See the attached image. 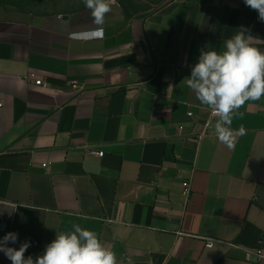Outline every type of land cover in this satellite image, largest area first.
I'll return each instance as SVG.
<instances>
[{"label":"crops","instance_id":"0c3cea01","mask_svg":"<svg viewBox=\"0 0 264 264\" xmlns=\"http://www.w3.org/2000/svg\"><path fill=\"white\" fill-rule=\"evenodd\" d=\"M94 27L88 14L0 17V238L18 233L35 259L79 224L120 264H256L264 97L233 114L228 148L216 119L206 132L210 109L184 79L202 49L223 51L241 27L264 52L258 12L244 0H173L134 16L113 2L103 38H69ZM0 264H11L2 252Z\"/></svg>","mask_w":264,"mask_h":264},{"label":"clouds","instance_id":"9594fccd","mask_svg":"<svg viewBox=\"0 0 264 264\" xmlns=\"http://www.w3.org/2000/svg\"><path fill=\"white\" fill-rule=\"evenodd\" d=\"M82 2L90 10L96 27L69 32V38L83 41L103 38V25L107 14L112 11L114 0ZM244 3L257 11L259 20L264 22V0H244ZM57 27L66 29L67 21L60 19ZM247 31L241 27L224 42L223 51L202 49L190 76L184 79L199 102L216 118L214 133L228 148L234 147L233 114L238 113L246 102L264 97V52L250 45L251 36L246 35ZM246 134L247 130L240 126L238 135ZM72 229L56 233L55 239L35 259L31 255L25 257L30 241L19 242L15 232L0 238V252L11 264H120L116 254L100 241L95 232L79 224H73ZM17 243H20L19 248L9 246ZM127 264H134V261L128 257Z\"/></svg>","mask_w":264,"mask_h":264},{"label":"rangeland","instance_id":"374dc122","mask_svg":"<svg viewBox=\"0 0 264 264\" xmlns=\"http://www.w3.org/2000/svg\"><path fill=\"white\" fill-rule=\"evenodd\" d=\"M173 0H114L130 15L151 14ZM23 11L33 15L45 14H88L82 0H0V17L5 12Z\"/></svg>","mask_w":264,"mask_h":264},{"label":"built area","instance_id":"2783aa9c","mask_svg":"<svg viewBox=\"0 0 264 264\" xmlns=\"http://www.w3.org/2000/svg\"><path fill=\"white\" fill-rule=\"evenodd\" d=\"M30 78L35 81V85H37V86L44 87V88L49 87L48 83L44 79H40V78L38 79L35 75H31ZM70 86L73 87L74 89H77V86L74 85L73 83H71ZM2 108H3V105L0 104V109H2ZM188 117L202 118V116L195 115L192 112L188 113ZM202 119L205 120V122H206V126H207L206 132H212L213 129H212V127H210V123H211V121L215 120L216 118L211 116V111H208L205 118H202ZM95 154L100 158L104 157V152H97ZM46 167H47V165H43V168H46ZM185 194L187 196L190 195L189 185H186ZM8 230H9L8 222L4 218L0 217V233L6 232ZM214 244H215V240L207 239V241H206V247L207 248H212L214 246ZM34 246L39 247V243L38 242L34 243ZM249 255H250L251 260L254 263L264 264V236L261 239L259 246L255 249H252L250 251Z\"/></svg>","mask_w":264,"mask_h":264},{"label":"water","instance_id":"95a60500","mask_svg":"<svg viewBox=\"0 0 264 264\" xmlns=\"http://www.w3.org/2000/svg\"><path fill=\"white\" fill-rule=\"evenodd\" d=\"M66 19H67V17H66Z\"/></svg>","mask_w":264,"mask_h":264}]
</instances>
